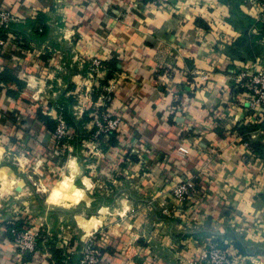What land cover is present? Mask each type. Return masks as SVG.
<instances>
[{"label":"crops","instance_id":"obj_1","mask_svg":"<svg viewBox=\"0 0 264 264\" xmlns=\"http://www.w3.org/2000/svg\"><path fill=\"white\" fill-rule=\"evenodd\" d=\"M256 2L0 0L20 20L0 54V264H56L64 232L76 251L96 235L102 264H182L213 242L264 264V122L235 86L264 59ZM93 57L112 65L98 80L82 62ZM62 102L92 135L67 154L39 118ZM104 111L123 124L96 139ZM184 178L196 193L179 205ZM21 218L43 233L37 252L13 243Z\"/></svg>","mask_w":264,"mask_h":264},{"label":"built area","instance_id":"obj_2","mask_svg":"<svg viewBox=\"0 0 264 264\" xmlns=\"http://www.w3.org/2000/svg\"><path fill=\"white\" fill-rule=\"evenodd\" d=\"M133 2H140L144 0H132ZM150 4L160 8H168L174 5V0H146ZM257 10L253 17V22L256 25L255 30L264 37V0H257ZM105 7H110L108 4ZM20 22L19 18L6 8H0V29L5 33V36L0 35V54L5 53L8 46V36L11 25ZM84 64L88 63L87 76L90 80H98L102 73L107 71L105 60L100 57H93L92 59H83ZM255 66L240 71L237 74L235 86L239 88L242 95L247 97L248 106L250 109L260 112L262 114V122H264V59L257 58ZM112 93L111 86H105L103 92L100 93V99L107 103L110 100ZM91 94L79 95L75 97L77 104L74 115L78 110L86 108L85 100H90ZM74 102V103H75ZM59 110L53 118L57 121V128L55 132V141L57 145L65 149H73L69 140L74 138L70 135V126L67 122L62 107L59 105ZM95 136L104 135L110 137L112 134L118 132L123 124V116L115 114L111 111H104L102 113H95ZM264 145V140H263ZM196 193V183L192 178H184L176 183L171 188V194L179 205L185 204ZM168 215L175 216L176 210L168 211ZM14 245L22 253H33L40 250V232L31 227L14 228L11 231ZM62 242V260L56 264H73L72 256L74 253L79 254V264H102L104 243L97 239L96 235H91L81 250H73L71 248V237L64 232L61 235ZM54 234H49L45 239L46 245L41 247L43 250L51 246V241L54 240ZM191 242L188 247H193ZM55 264V263H54ZM182 264H236V260L227 248L218 242L211 243L207 248L199 254V256L182 261Z\"/></svg>","mask_w":264,"mask_h":264},{"label":"trees","instance_id":"obj_3","mask_svg":"<svg viewBox=\"0 0 264 264\" xmlns=\"http://www.w3.org/2000/svg\"><path fill=\"white\" fill-rule=\"evenodd\" d=\"M253 22V21H252ZM254 23V22H253ZM13 26H14V24H12L11 25V28L10 29H12L13 28ZM10 31V30H9ZM5 33L6 32H4L2 29H0V35H3V36H5ZM106 65H107V69L109 70V69H112V65L110 64V63H106ZM103 85V84H102ZM105 85V84H104ZM74 102H75V100H74ZM63 103V102H62ZM61 107H62V112L64 113V116L66 117V119H67V122H68V124H69V126H70V135H74V138L72 139V140H69V143L71 144V145H77L78 143H80V142H82L84 139H86V138H89L90 136H92V135H90V134H88L86 131H82L80 128L83 126L82 125V122H77L76 120H75V117L73 116V113L71 112V108L70 107H68V106H66V103L64 104H61ZM39 118L44 122V124L47 126V129H48V131L51 133V135L53 136V141H55V132H56V128H57V121L54 119V118H52L51 116H44V115H42L41 113L39 114ZM86 121V119L84 120V122ZM115 135V133L114 134H112L110 137H113ZM104 135H99V136H97V138L96 139H98V138H102ZM112 142H116V141H114L113 140V138H112ZM54 148L55 149H57V150H59V151H61V152H63L64 154H67V149H65L64 147H63V145H61V146H59V145H57V143H56V141L54 142ZM23 227H29L30 228V224L28 223V221H27V219H25V218H21V220H19V221H17V222H15L13 225H12V227H11V230H10V232L12 231V229H14V228H17V229H19V228H23ZM42 232H40V241H39V244H40V242L42 241V239L44 238V236H42ZM11 236H12V234H11ZM54 251H56V255H55V257L56 258H59V251H57V250H54ZM62 260V257L61 258H59V260ZM60 260V261H61Z\"/></svg>","mask_w":264,"mask_h":264},{"label":"clouds","instance_id":"obj_4","mask_svg":"<svg viewBox=\"0 0 264 264\" xmlns=\"http://www.w3.org/2000/svg\"><path fill=\"white\" fill-rule=\"evenodd\" d=\"M77 194H79V193H77Z\"/></svg>","mask_w":264,"mask_h":264}]
</instances>
